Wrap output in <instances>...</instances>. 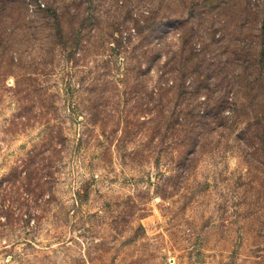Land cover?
Here are the masks:
<instances>
[{
  "label": "rangeland",
  "instance_id": "obj_1",
  "mask_svg": "<svg viewBox=\"0 0 264 264\" xmlns=\"http://www.w3.org/2000/svg\"><path fill=\"white\" fill-rule=\"evenodd\" d=\"M145 48L232 97L184 160ZM263 110L264 0H0V264H264Z\"/></svg>",
  "mask_w": 264,
  "mask_h": 264
},
{
  "label": "trees",
  "instance_id": "obj_2",
  "mask_svg": "<svg viewBox=\"0 0 264 264\" xmlns=\"http://www.w3.org/2000/svg\"><path fill=\"white\" fill-rule=\"evenodd\" d=\"M137 33H139V31H137ZM132 53L134 54H131L130 58L139 57V64L145 63V68L140 71L138 68L136 69V67L125 68V71H128L130 75H143L149 78L152 77V73H154L155 77H159V83H161L163 80L172 81V85H170L168 88L158 87L155 90L156 92H163L164 94L174 93V97L176 99H179L178 107L171 114L175 115V122L169 120L166 123V130L173 129L172 123H174L173 126H178L177 130L180 132L182 139L185 138L186 142L183 141L182 143L180 142V144L178 143L177 147L173 146L174 150L173 152L171 151V155L178 156L180 160H184L185 156H187L188 154L195 153H187L190 147H192L195 143L194 138L191 137L193 131L192 127L202 123L204 125V128L210 123H217L220 126H223L226 118L229 117V115L225 113L227 111L229 114V109H227L228 106L226 104H228L229 101L232 100V97L229 96V92L226 89L218 85L219 81L213 82V79L215 78L211 74L212 70H210L209 66H203V64L205 63V59H200V64L196 63L195 66H191V64L188 63V58L185 59L187 66H178L175 62H173L172 59H170V61L165 64L166 66L161 65L162 67H166V69L163 70L160 69L161 66L158 63V57L160 55L159 48H145L140 51V54L133 50ZM172 58H174V56H172ZM201 67H204L205 71L208 72L202 73V71H199ZM190 74L193 75L192 78L194 80L187 86L185 85V82L187 76ZM171 77L176 81L174 85ZM178 82L180 84H178ZM217 86L218 88H216ZM159 104L161 105V108L164 109L166 104L163 101H160ZM147 105L148 109H152L151 102ZM163 113L164 112L162 111V115ZM256 119L257 123L259 124L258 127L250 125L245 128L242 132V139L239 138L240 143H238V145H244L245 142L247 143L249 140L252 141L256 137H258L260 140L261 138H264V110L261 112V117L258 118V116H256ZM184 133H186L187 136H184ZM181 146H186L187 148L181 150L183 149L181 148ZM24 171L25 170L22 169L21 171H19V174ZM18 179L21 182L19 185V189L21 191L17 190L18 208L21 216L25 215L26 218H28V216H30L31 214L32 209L29 195L33 193L34 188L38 189L39 185H35V183L30 182V173L28 177H22L21 179L20 176ZM16 180L17 177L15 178V181ZM28 229L29 226L27 224L24 232L28 233Z\"/></svg>",
  "mask_w": 264,
  "mask_h": 264
}]
</instances>
